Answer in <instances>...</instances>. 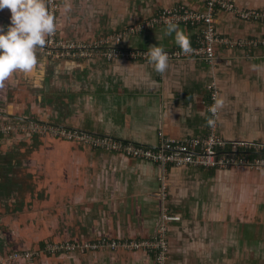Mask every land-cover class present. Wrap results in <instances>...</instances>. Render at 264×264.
<instances>
[{"label":"crops","instance_id":"obj_1","mask_svg":"<svg viewBox=\"0 0 264 264\" xmlns=\"http://www.w3.org/2000/svg\"><path fill=\"white\" fill-rule=\"evenodd\" d=\"M264 10V0H233ZM49 8V0H46ZM65 40L107 38L121 48H179L167 25L117 33L179 4L206 11V0H58ZM0 10V26L11 23ZM220 34L264 36V20L217 10ZM178 25L194 45L201 26ZM30 72L0 84V122L78 128L145 146L162 136L207 135L211 86L223 99L218 133L228 144L264 143V46L216 45L214 62L169 59L158 73L148 60L53 59L38 47ZM166 206L181 216L169 225V264H264V169L160 165L51 133L15 130L0 136V264H154L145 250L101 248L50 253L48 243L101 238L146 239ZM33 251L32 259L13 257Z\"/></svg>","mask_w":264,"mask_h":264},{"label":"built area","instance_id":"obj_2","mask_svg":"<svg viewBox=\"0 0 264 264\" xmlns=\"http://www.w3.org/2000/svg\"><path fill=\"white\" fill-rule=\"evenodd\" d=\"M206 6L207 10L204 12L182 4L164 8L152 17L137 24L130 25L124 31L117 33L115 40L116 42H120L129 33H136L172 22L189 26H201L203 30L196 43L190 46V52L183 53L180 48L165 50L169 55V59H201L212 64L216 57V45L249 49L251 47L264 46V36L237 39L220 34L216 27L215 17L216 11L221 9L232 11L243 19L254 21L264 20V10L239 9L233 0H206ZM58 8V0H49L48 10L55 18L56 30L50 36L46 37L45 45L39 47L50 58L84 59L93 56H102L109 59L130 58L147 60L148 49L121 48L120 46L110 44L107 38L100 37L91 42L70 41L61 38L58 34ZM214 98H218V90L212 85L208 108L214 103ZM211 117H213L212 113ZM213 118L216 123L213 126H209L207 135L202 138L176 139L162 136L161 143L154 147L118 139L110 135L97 134L78 128L44 124L36 121H29L24 124L0 122V136L9 135L15 130L25 132L37 131L40 133L49 132L52 135L79 141L94 148L108 149L136 159L151 161L160 165L165 171L170 166L186 165L213 169H227L235 166H246L258 170L264 169V156L249 158L241 156L237 152L239 149L261 151L264 150V143L240 142L228 144L226 139L218 133L219 109ZM161 180L162 188L158 193L161 199V214L152 237L146 239H115L104 237L93 241L52 242L47 244L46 250L54 253L62 251L96 250L101 248L142 249L153 254L154 264H169V225L172 221L180 220L181 216L172 213L166 206V174L162 175ZM34 254L33 251L28 250L25 252H15L12 256H24L32 259Z\"/></svg>","mask_w":264,"mask_h":264},{"label":"clouds","instance_id":"obj_3","mask_svg":"<svg viewBox=\"0 0 264 264\" xmlns=\"http://www.w3.org/2000/svg\"><path fill=\"white\" fill-rule=\"evenodd\" d=\"M8 8L11 23L5 31L0 26V84L14 72H30L37 64L36 49L43 47L46 37L56 30L54 16L47 7L46 0H0V10ZM183 53L191 51L189 38L179 30L178 25L169 22L164 35H172ZM148 63L158 73H164L169 67V55L161 45H152L147 52ZM223 106L222 98H214L208 111L213 114ZM207 118V124L213 126L216 121Z\"/></svg>","mask_w":264,"mask_h":264},{"label":"trees","instance_id":"obj_4","mask_svg":"<svg viewBox=\"0 0 264 264\" xmlns=\"http://www.w3.org/2000/svg\"><path fill=\"white\" fill-rule=\"evenodd\" d=\"M238 154L241 156L253 158L255 156H264V150L261 151H255V150H237Z\"/></svg>","mask_w":264,"mask_h":264}]
</instances>
